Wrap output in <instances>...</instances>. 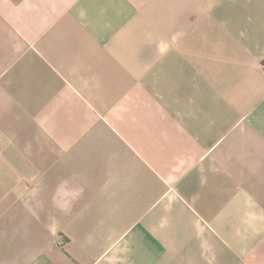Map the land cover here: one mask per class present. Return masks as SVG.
I'll use <instances>...</instances> for the list:
<instances>
[{
  "label": "crops",
  "instance_id": "1",
  "mask_svg": "<svg viewBox=\"0 0 264 264\" xmlns=\"http://www.w3.org/2000/svg\"><path fill=\"white\" fill-rule=\"evenodd\" d=\"M264 0H0V264H264Z\"/></svg>",
  "mask_w": 264,
  "mask_h": 264
},
{
  "label": "built area",
  "instance_id": "2",
  "mask_svg": "<svg viewBox=\"0 0 264 264\" xmlns=\"http://www.w3.org/2000/svg\"><path fill=\"white\" fill-rule=\"evenodd\" d=\"M262 65H263V67H264V61L262 62Z\"/></svg>",
  "mask_w": 264,
  "mask_h": 264
}]
</instances>
